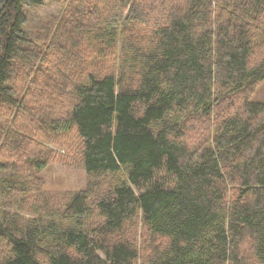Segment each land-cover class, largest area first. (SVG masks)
I'll return each mask as SVG.
<instances>
[{
    "label": "trees",
    "instance_id": "16d2710c",
    "mask_svg": "<svg viewBox=\"0 0 264 264\" xmlns=\"http://www.w3.org/2000/svg\"><path fill=\"white\" fill-rule=\"evenodd\" d=\"M45 1L0 0V264H264V0H52L33 35Z\"/></svg>",
    "mask_w": 264,
    "mask_h": 264
},
{
    "label": "rangeland",
    "instance_id": "374dc122",
    "mask_svg": "<svg viewBox=\"0 0 264 264\" xmlns=\"http://www.w3.org/2000/svg\"><path fill=\"white\" fill-rule=\"evenodd\" d=\"M62 13L61 3L52 0H46L43 5L36 6L29 10V24L28 28L33 32V35L39 34L42 30L47 27H50L52 23L55 21V18L60 16ZM57 19V18H56ZM47 97L49 98L51 95V90L46 89ZM254 99H262L264 98V83L259 85L256 91L253 94ZM46 99V98H43ZM2 118V116H0ZM35 133L32 134L34 136ZM31 136V137H32ZM33 140L32 138H30ZM3 139L0 140V164L6 160L5 157L2 156V143ZM43 144L49 149L53 150L54 153L58 155L69 154L66 152L64 147H60L59 145L44 140ZM70 154L67 159H52L49 164L39 173L40 177L45 182L44 191L46 190L50 197L54 198L55 196H60L62 194H70L75 191L84 189L88 184V174L84 167L77 161L75 153L70 150ZM59 157V156H58ZM7 172H3L0 170V175H4ZM54 196V197H53ZM27 213V212H26ZM147 234L146 229L143 228L142 224L139 223L138 231L135 235L137 239V246L139 249H142L144 243L142 242L143 237ZM7 243L0 242V260L3 258L2 250H8ZM7 253V251H6ZM148 254V252H147ZM145 256V254H144ZM144 256L140 258L138 264L144 263ZM42 264H49V262L44 259Z\"/></svg>",
    "mask_w": 264,
    "mask_h": 264
}]
</instances>
